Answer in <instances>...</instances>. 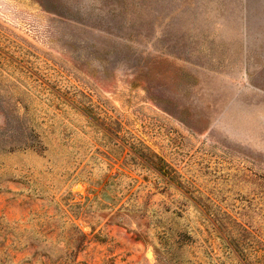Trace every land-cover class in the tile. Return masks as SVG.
<instances>
[{"label": "rangeland", "instance_id": "rangeland-1", "mask_svg": "<svg viewBox=\"0 0 264 264\" xmlns=\"http://www.w3.org/2000/svg\"><path fill=\"white\" fill-rule=\"evenodd\" d=\"M0 264H264V0H0Z\"/></svg>", "mask_w": 264, "mask_h": 264}, {"label": "trees", "instance_id": "trees-1", "mask_svg": "<svg viewBox=\"0 0 264 264\" xmlns=\"http://www.w3.org/2000/svg\"><path fill=\"white\" fill-rule=\"evenodd\" d=\"M155 251H157V248H155Z\"/></svg>", "mask_w": 264, "mask_h": 264}]
</instances>
